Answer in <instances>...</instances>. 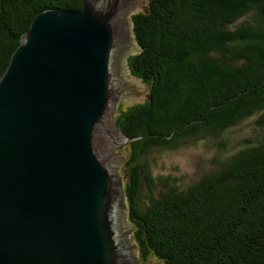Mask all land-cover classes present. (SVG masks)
<instances>
[{
    "label": "trees",
    "instance_id": "16d2710c",
    "mask_svg": "<svg viewBox=\"0 0 264 264\" xmlns=\"http://www.w3.org/2000/svg\"><path fill=\"white\" fill-rule=\"evenodd\" d=\"M84 0H0V78L46 9ZM128 56L147 98L117 106L128 137L122 177L142 263L264 264V0H150L132 15ZM257 133L182 187L155 176L156 152L211 141L250 118ZM171 182L168 184V182Z\"/></svg>",
    "mask_w": 264,
    "mask_h": 264
},
{
    "label": "water",
    "instance_id": "95a60500",
    "mask_svg": "<svg viewBox=\"0 0 264 264\" xmlns=\"http://www.w3.org/2000/svg\"><path fill=\"white\" fill-rule=\"evenodd\" d=\"M127 7L37 13L0 78V264H142L112 145L137 138L115 121Z\"/></svg>",
    "mask_w": 264,
    "mask_h": 264
},
{
    "label": "rangeland",
    "instance_id": "374dc122",
    "mask_svg": "<svg viewBox=\"0 0 264 264\" xmlns=\"http://www.w3.org/2000/svg\"><path fill=\"white\" fill-rule=\"evenodd\" d=\"M125 1L128 4L127 19L129 34L128 44L125 51L122 53L119 62V77L123 82L127 83V86L124 89L119 104L122 103L124 106H131L135 103L143 102L148 95V87L139 79L132 76L128 68V56L139 50L132 32V15L138 11L146 10L149 6L150 0ZM116 112L117 111H115V114ZM257 130L255 126V118L253 117L225 133L223 139L227 145L226 150L219 149V147L211 141L201 140L193 145L181 147L179 149L156 152L152 159L153 173L155 176L168 177L170 181L175 179L182 187L187 186L214 166L212 160L216 155L221 154L222 156H228L234 153L243 145V141L246 138L255 136ZM118 138V134L113 130L112 145L113 147L115 146L114 150L117 155V164L120 175L122 176V164L126 160L127 151L125 149L126 145H118V143L122 141L121 138ZM170 181L168 184L171 183ZM125 219L131 227L129 241L135 246L136 254L139 258L137 244L133 238V226L128 217L127 207ZM148 262L152 264H164L154 257Z\"/></svg>",
    "mask_w": 264,
    "mask_h": 264
},
{
    "label": "bare ground",
    "instance_id": "6f19581e",
    "mask_svg": "<svg viewBox=\"0 0 264 264\" xmlns=\"http://www.w3.org/2000/svg\"><path fill=\"white\" fill-rule=\"evenodd\" d=\"M113 130H114V129H113ZM114 132H115V130H114ZM119 138H120V137H119ZM119 138H118V139H119ZM116 141H117V139H116Z\"/></svg>",
    "mask_w": 264,
    "mask_h": 264
}]
</instances>
